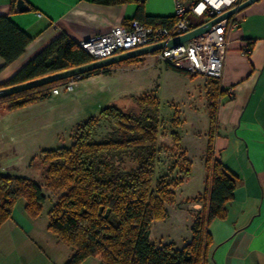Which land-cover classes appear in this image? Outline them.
I'll return each mask as SVG.
<instances>
[{"label": "trees", "instance_id": "obj_1", "mask_svg": "<svg viewBox=\"0 0 264 264\" xmlns=\"http://www.w3.org/2000/svg\"><path fill=\"white\" fill-rule=\"evenodd\" d=\"M17 1L11 0L12 7ZM92 1L103 6L136 2L137 13L132 20L145 25L170 26L174 22V17H147L141 0ZM31 41L7 16H0V57L6 65L16 61ZM143 60L144 57H136L96 69L79 80L108 76L119 65H139ZM92 62L78 43L61 33L0 84V89ZM205 78L209 119L203 158L205 185L201 193L186 200V204H200L201 210L194 214L191 238L182 248L172 242L156 245L150 240L152 224L168 218L169 209L176 205V193L192 175V161L181 147L180 134L169 131L170 147L159 142L165 122L160 119L161 103L155 94L131 97L134 106L128 110L113 105L103 107L97 116H89L73 127L68 147L41 152L43 186L56 196L48 212L47 230L71 249L72 255L66 264H82L89 258H97L101 264H207L212 247L209 226L214 220L226 219L239 177L216 157L214 147L220 101L230 89H222L221 78ZM68 80L1 98L0 113L47 101L52 97V90ZM170 123V129L180 127L179 111H175ZM104 127L107 131L102 135ZM162 154L166 160L161 159ZM172 157L175 159L170 161ZM44 187L29 178L0 173V226L12 218L20 199L25 201L28 217L37 219L48 200Z\"/></svg>", "mask_w": 264, "mask_h": 264}, {"label": "crops", "instance_id": "obj_2", "mask_svg": "<svg viewBox=\"0 0 264 264\" xmlns=\"http://www.w3.org/2000/svg\"><path fill=\"white\" fill-rule=\"evenodd\" d=\"M24 1L31 10L19 13L15 12L11 0H0V16H7L32 38L24 53L13 63L6 65L0 57V84L10 79L61 33L80 44L114 27L128 24L136 16L138 8L136 2L103 6L92 0ZM141 1H144V14L147 17H174V0H160L154 10L145 5V0ZM38 14L41 16L38 17ZM229 22L235 23L236 26L230 27L226 36L221 87L224 91L230 89L232 95L226 92L221 98L214 147L216 157L239 177V183L226 219L214 220L209 226L212 247L207 264H264V0H259L238 12ZM156 61L160 62L157 59ZM118 67L122 68V65ZM118 67L113 68L111 74L117 71ZM197 77L190 76L192 90L188 94V110L193 111L195 115L201 111L199 106L204 98L206 99V78L200 76L203 79L198 80ZM101 78L105 76L86 77L74 84L72 92H65L70 94L72 99L71 95H74L76 86L82 82L92 85L83 90L85 100L84 105H81L83 111L80 117H86L90 111L87 104L89 98L101 94L94 91L91 93V89H98L94 86L100 84ZM61 94L63 93L52 96L56 98ZM78 98L81 99V96ZM200 113L207 120V147V100L205 109ZM195 115H192L194 119ZM5 170L0 165V173H5ZM192 177L193 175L181 188L188 185L193 180ZM204 185L203 169L201 192ZM193 197L195 195L187 196L179 203L176 197L177 218L185 222V230L179 244L173 242L174 240L170 241L177 248H182L190 240L193 216L201 210L200 204H186V200ZM20 208L23 222H17L13 216L0 226V264H36L35 250L37 247L42 250L41 246L46 241L42 240L43 233L38 231L36 221H31L26 215L23 204ZM170 217L169 211L166 220ZM53 242L49 239V244H46L48 250L57 246V241Z\"/></svg>", "mask_w": 264, "mask_h": 264}, {"label": "rangeland", "instance_id": "obj_3", "mask_svg": "<svg viewBox=\"0 0 264 264\" xmlns=\"http://www.w3.org/2000/svg\"><path fill=\"white\" fill-rule=\"evenodd\" d=\"M159 1L145 0V5L154 10ZM143 57L144 63L135 66L122 65V68L117 66V71L100 79V84L94 86L98 89H91V93L94 91L101 94L99 96L95 94L94 97L89 98L87 104L90 111L86 117L80 116L83 111L81 105H84L85 100L83 90L88 86L92 87L88 85V82H82L76 86L74 95H71L72 99L69 97L70 94L65 93L61 88L60 91L63 94L56 98L52 96L53 98L45 103L31 105L9 114L0 113V165L6 169L3 174L29 178L44 187L41 176L43 167L39 164L42 151L68 147L71 144V133L75 124L89 116H97L103 107L113 105L128 110L134 106L131 97L153 93L161 103L160 119L165 122L159 140L161 146H171L168 133L175 130L180 134L183 151L192 161L193 180L178 191V203L187 196H197L203 185L207 120L200 112L205 109L206 99L204 98L203 102L200 101L201 111L195 115L193 111L188 110L190 104L188 94L192 90L189 83L190 76L168 69L163 62L156 61L155 55ZM197 78L203 79L200 76ZM79 96L81 99L78 98ZM175 111H179L182 124L177 129H170V120ZM192 115H195V119ZM106 131L107 128H102L101 134L103 135ZM161 159H165L164 154L161 155ZM173 159L175 157H172L170 161ZM43 191L48 200L43 204L40 216L35 220L31 219L36 221L38 231L43 233L42 240H46L45 245L41 246L42 250L39 247L35 250L36 264H66L72 255L71 249L59 243L47 230L48 212L56 196L45 187ZM22 204L24 205L25 201L20 199L12 214L17 222H23L20 208ZM177 207L175 205L170 208L169 220L155 221L152 224L150 235L152 243L165 244L174 240L173 242L179 244L185 230V222L183 219L178 220ZM49 239H52L53 243L55 241L58 243L52 250H48L46 245L49 244ZM82 264H101V261L97 258H89Z\"/></svg>", "mask_w": 264, "mask_h": 264}, {"label": "built area", "instance_id": "obj_4", "mask_svg": "<svg viewBox=\"0 0 264 264\" xmlns=\"http://www.w3.org/2000/svg\"><path fill=\"white\" fill-rule=\"evenodd\" d=\"M246 0H174V22L170 26H149L137 20L81 42L79 45L93 62L164 43L185 35ZM41 14H38L40 17ZM200 21L199 23H197ZM229 19L214 24L208 32L177 47L163 48L154 53L156 59L191 75L222 78ZM81 76L52 90V95L70 93ZM229 94L232 95L231 90Z\"/></svg>", "mask_w": 264, "mask_h": 264}, {"label": "water", "instance_id": "obj_5", "mask_svg": "<svg viewBox=\"0 0 264 264\" xmlns=\"http://www.w3.org/2000/svg\"><path fill=\"white\" fill-rule=\"evenodd\" d=\"M257 1H259V0H246L242 3H240L239 5L235 6L234 8L226 11L225 13L218 16L214 20L205 23L204 25L198 27L197 29H195V30H193V31H191L185 35H182V36L177 37L175 39L169 40L167 42L156 44V45L149 46L146 48H142V49L132 51L129 53H125L122 55H117V56L111 57L109 59L92 62L90 64H87V65H84L81 67H77V68L70 69V70H67V71H64L61 73L53 74V75H50L47 77H43V78L28 82V83L17 85L14 87L0 89V99L8 97L12 94H16V93H19L22 91H26V90H29L32 88H36V87H39L42 85L58 82L61 80L71 79V78H74L77 76H82V75H84L88 72H91L93 70L101 69L104 67H109V66H112L115 64H119L123 61L129 60L132 58L143 57L146 55H153L154 53L160 51L163 48L177 47V46H179L185 42H188V41L194 39L195 37H197V36H199L205 32H208L210 30V28L214 24H216L217 22H220L222 20L229 19V18L233 17L238 12L242 11L243 9L247 8L248 6H250L251 4H253ZM29 10L30 9L24 0H18L16 2L15 12L23 13V12H28Z\"/></svg>", "mask_w": 264, "mask_h": 264}]
</instances>
